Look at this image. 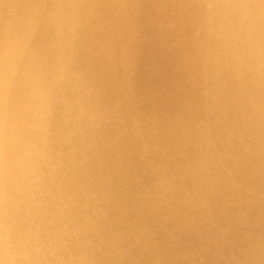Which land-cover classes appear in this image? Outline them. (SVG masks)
Segmentation results:
<instances>
[{"label": "clouds", "instance_id": "1", "mask_svg": "<svg viewBox=\"0 0 264 264\" xmlns=\"http://www.w3.org/2000/svg\"><path fill=\"white\" fill-rule=\"evenodd\" d=\"M0 264H264V0H0Z\"/></svg>", "mask_w": 264, "mask_h": 264}]
</instances>
